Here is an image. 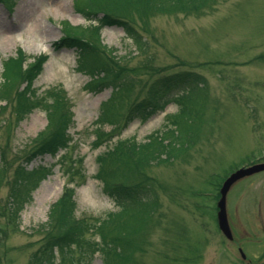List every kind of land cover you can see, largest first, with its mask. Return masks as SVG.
Returning <instances> with one entry per match:
<instances>
[{"label": "rangeland", "instance_id": "374dc122", "mask_svg": "<svg viewBox=\"0 0 264 264\" xmlns=\"http://www.w3.org/2000/svg\"><path fill=\"white\" fill-rule=\"evenodd\" d=\"M79 2L84 0H0V83L4 62L19 53L21 68L34 59L43 62L31 87L37 108L18 115L23 112L14 93L0 100V264H41L47 240L55 235L46 227L50 209L65 189L73 190L75 218L91 228L81 247L50 253L53 264H103L93 252L100 242L96 227L120 209L104 194L99 158L154 137L173 143L165 146L162 160L139 173H116L113 166L109 174L115 186L143 183L156 203L145 227L133 234L141 248L132 264H264V172L242 178L228 192L233 241L218 229L216 206L223 181L238 166L264 163V0H210L199 13L142 20L133 14L140 48L119 26L85 21L75 6ZM36 21L53 31L48 42H39ZM65 24L78 30L86 52L62 42ZM95 50L115 57L122 72L118 81L88 69L86 59ZM188 72L204 78V92L158 94L155 110L138 108L139 116L127 119L135 106L148 103L155 81ZM183 94L188 95L183 103L190 101L184 123L190 132L177 139L171 131L178 135L181 127L172 122ZM53 95L69 110L68 144L55 155H40L36 137L62 113L52 107ZM131 218L123 215L111 231Z\"/></svg>", "mask_w": 264, "mask_h": 264}, {"label": "trees", "instance_id": "16d2710c", "mask_svg": "<svg viewBox=\"0 0 264 264\" xmlns=\"http://www.w3.org/2000/svg\"><path fill=\"white\" fill-rule=\"evenodd\" d=\"M209 2L210 0H84V2H79L75 6L82 17L88 21L100 22L103 26L116 25L121 27L126 36L140 48L143 45V40L138 31L135 30L133 14H135L138 20H142L144 18L148 19L150 15L157 14L170 15L189 13L191 11L199 13ZM64 27L65 37L62 39V42L70 48H77L86 52L88 44L82 37L78 36V30L69 24H65ZM93 29L97 30L96 27H90V30ZM97 41L99 43L98 38ZM94 47L97 48L96 46ZM19 54L16 58H11L4 62L2 83H0V100L3 98L6 101L5 95L14 93L17 110L23 112V114L18 115H25L32 109L37 108V104L33 102L34 96L31 92V87L33 81L40 73L43 62L40 59H34L31 63L21 68L23 62L20 59L21 54L20 56ZM114 59L115 57L113 58L109 54H103L101 51L95 50L93 58H90V60L86 59V66L89 70L95 68L101 71L102 78L109 77L110 81H118L122 72H120V68L116 67ZM88 61H90L89 64ZM80 68H82V64ZM100 78L97 77L91 83H96ZM19 82L24 83V88H16ZM105 83H107V80H104V83L96 84L95 88ZM205 87L206 81L204 78L192 72L163 77L152 84L150 88L151 96L147 101L148 103L145 104L144 102L135 106L128 114L127 119L132 120L135 118V115L139 116L138 108L146 110V108L151 107V110H155L157 105L154 103V98L158 94L170 92L171 90H183L185 93L198 94L202 91L204 92ZM187 96L185 94L181 96L178 104L181 107V112L172 122L176 127H181V132L178 131V135H175L173 130L171 131L172 137L177 139L179 134H189L190 132L189 126L186 127L184 124L185 117L190 115L191 112L188 110L190 101L186 105L183 103V98ZM51 97L52 107H60L62 113L59 114L57 122L51 126V129L43 134L40 133L36 137V151L40 155H55L59 150L67 148L68 144L66 132L71 121L69 110L66 108L67 106L65 107L66 104L62 103L58 95ZM53 111L54 109H50L49 111L51 118L54 116L52 114ZM135 111L136 114H134ZM146 116L143 117L145 118ZM180 121L183 122L180 123ZM174 130L177 131L176 129ZM98 139L99 137L96 138V141ZM164 140L161 137H154L149 143L144 145L137 146L134 144L116 147L99 158L102 167L98 177L102 181L104 194L109 199L114 200L120 209L119 214L110 216L96 227L100 235V242L93 246V252L101 255L103 264H132L135 252L141 248V245L135 241L133 234L140 232V229L142 230L145 227L147 223L146 219L151 215V211L156 205L154 199L151 200L149 198L151 193L148 188L143 186V183L131 187L120 184L115 186L113 185L115 183L109 180V174L111 175L114 171L112 170L114 169L113 166H118V169L115 170L116 173L118 170L119 172L126 170L128 172L139 173V170L143 166H148L153 162L159 161L165 151V146L173 144L171 142L165 144ZM139 148L141 149L138 150ZM142 148L144 149L143 151ZM152 148L156 149L152 152L150 151ZM171 154H173V150ZM74 210L73 190L65 189L50 209L46 227L50 226L55 235L47 240L46 247L50 248L45 249L40 255L41 264H53L54 259L50 253L55 249L63 253L65 248L68 249L71 246L81 247L80 244L83 241L84 231L89 230L91 226L84 219L75 218ZM17 211L19 212V210ZM128 213H131L132 218L127 220L123 229L119 227L121 228L120 230L111 231L112 226H116L117 222L123 218V215Z\"/></svg>", "mask_w": 264, "mask_h": 264}, {"label": "water", "instance_id": "95a60500", "mask_svg": "<svg viewBox=\"0 0 264 264\" xmlns=\"http://www.w3.org/2000/svg\"><path fill=\"white\" fill-rule=\"evenodd\" d=\"M264 171V164L254 165L247 169H242L231 175L222 185L220 189V200L217 203L218 213L217 220L221 232L228 240H232V234L228 225L226 216V196L234 183L240 179Z\"/></svg>", "mask_w": 264, "mask_h": 264}, {"label": "bare ground", "instance_id": "6f19581e", "mask_svg": "<svg viewBox=\"0 0 264 264\" xmlns=\"http://www.w3.org/2000/svg\"><path fill=\"white\" fill-rule=\"evenodd\" d=\"M40 6H41V8L47 7V5L43 4V3H40ZM27 16H28V14L24 15L23 17L26 18ZM21 20L23 21V19H21ZM35 24H36V29H37L36 32L39 34L38 35L39 36L38 37L39 38V42H48V40L51 38V35H53V31L51 30V28H48L44 24H41L39 21H36ZM6 39H9V38L6 37ZM35 47H38L37 44H35ZM261 163L262 162L253 163L252 166L259 165ZM249 167H251V166H249V164H248V165L238 166L237 169H243V168H249ZM261 172H264V171H261ZM43 191H46V190H43ZM46 192L48 193V190ZM226 216L228 217L227 209H226ZM238 252H239L240 256H244L245 255L244 252H242L241 248L238 249Z\"/></svg>", "mask_w": 264, "mask_h": 264}]
</instances>
